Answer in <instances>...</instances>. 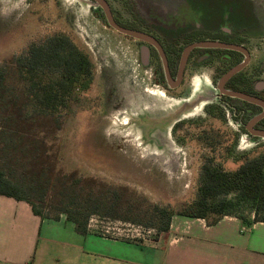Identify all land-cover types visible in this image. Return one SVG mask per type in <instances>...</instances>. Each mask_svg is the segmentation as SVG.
<instances>
[{
    "label": "rangeland",
    "instance_id": "rangeland-1",
    "mask_svg": "<svg viewBox=\"0 0 264 264\" xmlns=\"http://www.w3.org/2000/svg\"><path fill=\"white\" fill-rule=\"evenodd\" d=\"M110 1L120 22L136 19L139 27L150 28L175 0H137L136 9ZM204 1L223 6L233 0ZM56 34L90 55L95 80L78 101L70 100L63 115L47 116L31 108L13 59ZM140 45L113 31L91 0H0V66L9 71L0 87V172L39 206L43 201L49 214L70 197L94 199L112 187L118 206L102 208L90 224L120 235L140 229L152 237L166 225L155 206L179 211L196 199L205 157L234 172L247 160L244 155L264 159V140L243 137L238 149H209L205 138L174 135L176 121L193 133L189 123L204 119L203 98L213 100L216 91L204 78L184 100L165 93L156 58L146 62ZM163 115L161 127L157 120ZM227 199H236V193ZM255 209L241 203L227 212L250 218Z\"/></svg>",
    "mask_w": 264,
    "mask_h": 264
},
{
    "label": "flooded vegetation",
    "instance_id": "flooded-vegetation-1",
    "mask_svg": "<svg viewBox=\"0 0 264 264\" xmlns=\"http://www.w3.org/2000/svg\"><path fill=\"white\" fill-rule=\"evenodd\" d=\"M91 1L113 31L141 43L146 62L156 58L158 83L165 93L184 100L193 86L209 78L216 95L203 98L204 119L189 123L193 133L176 121L174 135L205 138L209 149H238L243 137L264 140V0H233L223 6L175 0L172 9L162 8V17L150 28L139 27L136 19L123 24L112 2L103 0L119 27L148 40L117 31L99 2ZM122 1L136 9L137 0ZM160 118L163 127L166 120Z\"/></svg>",
    "mask_w": 264,
    "mask_h": 264
},
{
    "label": "crops",
    "instance_id": "crops-1",
    "mask_svg": "<svg viewBox=\"0 0 264 264\" xmlns=\"http://www.w3.org/2000/svg\"><path fill=\"white\" fill-rule=\"evenodd\" d=\"M225 215L214 225L175 215L167 230L128 239L65 215L42 219L24 201L0 196V264H264V221Z\"/></svg>",
    "mask_w": 264,
    "mask_h": 264
},
{
    "label": "trees",
    "instance_id": "trees-1",
    "mask_svg": "<svg viewBox=\"0 0 264 264\" xmlns=\"http://www.w3.org/2000/svg\"><path fill=\"white\" fill-rule=\"evenodd\" d=\"M13 63L18 77L27 84L26 94L31 108L42 115H63L70 107V100L78 101L81 94L92 88L95 80V65L90 55L64 34L32 43L13 59ZM8 75V67L1 65L0 87L7 81ZM244 156L247 160L234 172L225 171L222 162L216 163L215 157H205L197 197L192 203L179 211L155 206L156 216L166 224L162 231L168 229L175 215L205 219L208 224L214 225L225 215H237L227 211L241 203L254 204V221H264L260 218V209H264V159L250 160L247 155ZM104 191L100 197L85 201L70 197L55 214H49L43 201L39 206L26 196L23 186L12 183L0 172V196L28 203L34 214L42 219L59 220L65 215L81 235L88 234L92 216L99 215L102 208L112 210L118 206L119 197L112 198V187ZM232 193H236V199L228 200L227 196ZM221 196L225 198L218 201ZM240 218L248 222L247 218Z\"/></svg>",
    "mask_w": 264,
    "mask_h": 264
},
{
    "label": "water",
    "instance_id": "water-1",
    "mask_svg": "<svg viewBox=\"0 0 264 264\" xmlns=\"http://www.w3.org/2000/svg\"><path fill=\"white\" fill-rule=\"evenodd\" d=\"M99 2V4L103 7V9L105 10L106 12V17H107V20H108V23L110 26H112L113 28H115L117 31L125 34V35H130L132 37H135L137 39H142V40H148V38H146L145 36L141 35V34H138V33H134V32H131L129 30H126L124 28H121L119 27L112 19L111 17V14H110V11L107 7V5L103 2V0H96Z\"/></svg>",
    "mask_w": 264,
    "mask_h": 264
},
{
    "label": "built area",
    "instance_id": "built-area-1",
    "mask_svg": "<svg viewBox=\"0 0 264 264\" xmlns=\"http://www.w3.org/2000/svg\"><path fill=\"white\" fill-rule=\"evenodd\" d=\"M123 236H125L128 239H134V238H142L145 236V234L143 233V231L141 232L139 229L138 231L136 230V231H133V233L125 234Z\"/></svg>",
    "mask_w": 264,
    "mask_h": 264
},
{
    "label": "bare ground",
    "instance_id": "bare-ground-1",
    "mask_svg": "<svg viewBox=\"0 0 264 264\" xmlns=\"http://www.w3.org/2000/svg\"><path fill=\"white\" fill-rule=\"evenodd\" d=\"M198 88H199V86H196L194 89L198 90ZM161 121H162L161 119L160 120H157V122H158L159 125L161 124Z\"/></svg>",
    "mask_w": 264,
    "mask_h": 264
}]
</instances>
